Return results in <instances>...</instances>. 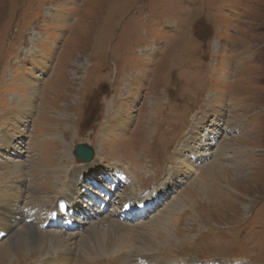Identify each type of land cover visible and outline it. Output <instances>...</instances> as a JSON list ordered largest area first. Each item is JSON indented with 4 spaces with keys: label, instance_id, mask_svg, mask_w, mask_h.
<instances>
[{
    "label": "rangeland",
    "instance_id": "rangeland-1",
    "mask_svg": "<svg viewBox=\"0 0 264 264\" xmlns=\"http://www.w3.org/2000/svg\"><path fill=\"white\" fill-rule=\"evenodd\" d=\"M202 117L190 158L201 173L174 184L173 148ZM123 121L124 134L107 135ZM77 144L94 149L92 162L73 156ZM145 161L147 175L136 172ZM116 171L125 184L101 213L96 188ZM163 181L166 199L155 211L142 204L146 219L118 218L133 187L148 199ZM62 198L75 227H41ZM157 219L167 238L137 246L161 264H264V0H0V230L11 229L0 231L11 249L0 264H60L72 253L75 264H123L79 256L75 244L94 229L137 235ZM25 227L34 233L20 248L13 237ZM44 233L69 238L72 253L40 243Z\"/></svg>",
    "mask_w": 264,
    "mask_h": 264
},
{
    "label": "bare ground",
    "instance_id": "bare-ground-1",
    "mask_svg": "<svg viewBox=\"0 0 264 264\" xmlns=\"http://www.w3.org/2000/svg\"><path fill=\"white\" fill-rule=\"evenodd\" d=\"M19 105H20V107L30 108L29 102H28V106H26V107L24 106L23 102H20ZM173 113H180V112H176V110L173 109L172 110V114ZM204 119L205 118L202 117L198 123L196 122L194 124L195 127H193L191 129L192 133H190L191 135L187 138V140H181L180 143L173 148L172 155H175L177 157L178 163L176 165H174V166H171L170 170L167 171L168 172L167 177H169L170 181H173L174 184L175 183L176 184H180L179 183V177H186L185 179L188 180L187 177H188V175L190 173L194 174L196 172V174H198V176L201 173V172L197 171L198 168H199V167L197 168L198 165L196 166L193 163L194 160L192 161L190 158L192 157V158H196L197 159V157H196L197 152L194 150V147L191 144L193 142L195 143V141H196V133L202 128V126L200 127V129L198 127L200 125H203V123H204L203 120ZM110 125L112 126V124H110ZM113 126H115V129H112V130L108 131L107 135H110L113 138L117 134H120V133L124 134V129L126 128L124 121L122 122L121 125L120 124L119 125L118 124H114ZM201 146H202V144H201ZM223 151L226 152L227 149L224 150V148H223ZM156 155L158 157L157 153H156ZM209 155L210 154L208 153L205 156H209ZM153 157L156 158L154 155H153ZM210 157H211V155L209 156V158ZM214 161H212L210 163H207V165H205V168L203 167L204 168L203 170L205 172H208V171L212 170V168L214 166H216V162H214ZM150 164H151V162H147V161H145V163H140L139 166L136 169V172H138L140 174H146L145 172H149V170L151 168ZM17 167H19V166H16L15 168H17ZM10 170L11 169H9L8 171H10ZM19 171L20 170H15L14 174L15 173L18 174ZM9 173H7V174H9ZM169 179H167V180H169ZM194 181H196V179L192 180V183H194ZM165 183L166 182L163 181L157 189L155 188L154 191L151 194H149L150 196L148 197V199L147 198H141L139 196V194H138L139 191L136 190L135 187H133L131 189L132 192L130 194H132V196H130L129 203H128L129 206L128 207H134L137 210H141L142 204H144V203H145V205H147L148 203H150L152 201L155 203V202H159L160 200L162 201L163 199L165 200L166 199V195L164 194V192L161 191L162 189H165L168 192V190L166 189V188H168V184H165ZM69 193H70V195H72L73 192L70 191ZM159 198H161V199H159ZM62 199H64V198H62ZM62 199H60V200H62ZM6 201L7 202H5L3 209L6 210L5 214L7 215L6 218H7V222H8V221H11V219H12L10 217L11 213H10V207H9V201H12V199L10 198L9 194H7ZM63 203H66V199L63 200ZM156 204H159V203H156ZM61 205H62L61 201H59L58 203L56 202L55 208L57 207L56 211L59 212V215H61ZM152 205H153V203H152ZM177 206H179V204ZM151 208L153 209V206H151ZM179 210L181 211V209H179ZM185 213L186 212L181 214V216L179 217V223H178L179 226L184 225V219L183 218H184V214ZM176 218L178 219V216ZM43 220H44L43 222H48L50 220V218L49 217L48 218L45 217V218H43ZM57 223H58V221H57ZM111 223H112V221H111ZM125 230H127L126 227H125ZM160 230H163V232L160 231ZM167 230H168L167 225L164 223L163 220H159V219H157L155 221H152L151 225H148L145 231H143L142 233H139V234L137 233V235L136 234L135 235H131L128 232L126 236H120V237H117V238L113 237V238L110 239V233L107 230L104 229L103 231H100L101 233H99L97 231V229H94L93 230V234H92V239H89L85 243H84V241L83 242L81 241V244H80V242L77 241L76 244H75V247H76V249L79 250V254L77 253L79 256H83V254H85V252L87 250L89 252V254H91V255H96L97 254L96 258H98V259L101 258L100 253H102V258L103 257H107L109 259L112 256L114 257V256L119 255V257L123 261V264H161V261L158 260L159 259V254L158 253L156 254L154 252V251H157L155 248H153L152 249L153 251H151V252H154V253H151V254H149L147 256H144L146 254H144L143 251H145L147 247L148 248H152L153 247V239L155 237L157 238L158 236L161 237V235H164L167 238V235H166L167 234L166 233ZM0 231H5L6 233H8L9 231H11V229L9 228V226H6V227H2ZM123 231L124 230H122V232ZM32 233H34V229L25 227V229H23L22 232L18 231V233L16 234V237L14 236L13 239L16 240L15 243L17 244V246H19L20 248H23V247L28 246L27 245V240L29 238V235L32 234ZM77 234L73 233V235H77ZM82 234L83 233L81 232L79 235H82ZM38 236H39V241L42 244H45L47 238H49V240H51V243H54V244H51V246L52 247H58L60 249V252L72 253L71 251L74 249L73 248V243L71 242V240L69 238H68V241H65V242L61 241V239H60V241H58V238H60V236L58 234L57 235H53V234L49 233V235H48V234L44 233V234H40ZM37 241H38V239H37ZM142 241L146 243V245L144 246L145 247L144 250L137 246V244H141ZM48 243L50 244V242H48ZM57 243H59V244H57ZM16 244H13V245L16 246ZM129 249H137V253L135 251H133L136 254H134L132 256V258L130 256V254H128V250ZM10 252H11V249H10V245L8 244V242L5 245L2 244L0 246V260L9 259L10 258ZM81 253H82V255H80ZM72 254H63V255L59 254V255H61V256H59V258L61 260L60 264H73L75 262V260H74V258H72V256H74ZM155 255H157L158 257L156 258ZM75 256H76V254H75ZM79 259L82 260L81 258H79ZM50 261H46V262H43L41 264H52V261L51 262ZM86 263H88V264H102L100 261H89V262H86ZM186 264H196V262L188 261ZM216 264H219V263H216Z\"/></svg>",
    "mask_w": 264,
    "mask_h": 264
},
{
    "label": "water",
    "instance_id": "water-1",
    "mask_svg": "<svg viewBox=\"0 0 264 264\" xmlns=\"http://www.w3.org/2000/svg\"><path fill=\"white\" fill-rule=\"evenodd\" d=\"M94 149L86 144H77L73 150V156L80 163H90L94 158Z\"/></svg>",
    "mask_w": 264,
    "mask_h": 264
}]
</instances>
